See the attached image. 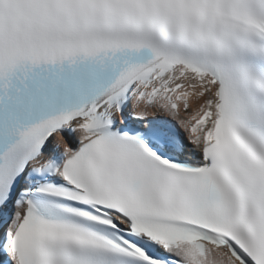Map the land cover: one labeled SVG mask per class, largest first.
<instances>
[{
	"label": "snow or ice",
	"instance_id": "snow-or-ice-1",
	"mask_svg": "<svg viewBox=\"0 0 264 264\" xmlns=\"http://www.w3.org/2000/svg\"><path fill=\"white\" fill-rule=\"evenodd\" d=\"M0 264H264V0H0Z\"/></svg>",
	"mask_w": 264,
	"mask_h": 264
}]
</instances>
